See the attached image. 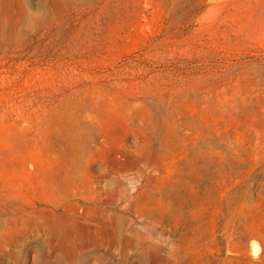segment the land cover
I'll use <instances>...</instances> for the list:
<instances>
[{"label": "rangeland", "instance_id": "1", "mask_svg": "<svg viewBox=\"0 0 264 264\" xmlns=\"http://www.w3.org/2000/svg\"><path fill=\"white\" fill-rule=\"evenodd\" d=\"M0 264H264V0H0Z\"/></svg>", "mask_w": 264, "mask_h": 264}, {"label": "bare ground", "instance_id": "2", "mask_svg": "<svg viewBox=\"0 0 264 264\" xmlns=\"http://www.w3.org/2000/svg\"><path fill=\"white\" fill-rule=\"evenodd\" d=\"M122 167V166H121ZM125 169V168H124ZM136 192V191H135ZM139 194H140V192H139Z\"/></svg>", "mask_w": 264, "mask_h": 264}]
</instances>
